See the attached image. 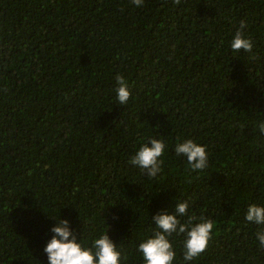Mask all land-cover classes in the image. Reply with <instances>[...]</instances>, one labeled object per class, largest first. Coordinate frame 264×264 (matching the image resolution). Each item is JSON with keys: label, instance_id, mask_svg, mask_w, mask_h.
<instances>
[{"label": "trees", "instance_id": "16d2710c", "mask_svg": "<svg viewBox=\"0 0 264 264\" xmlns=\"http://www.w3.org/2000/svg\"><path fill=\"white\" fill-rule=\"evenodd\" d=\"M241 20L255 58L231 49ZM262 122L264 0H0V264H48L58 217L86 243L108 224L143 264L152 217L189 197L216 223L191 264H264L245 221L264 205ZM149 137L167 145L153 179L129 163ZM189 138L208 148L199 174L174 151Z\"/></svg>", "mask_w": 264, "mask_h": 264}, {"label": "clouds", "instance_id": "9594fccd", "mask_svg": "<svg viewBox=\"0 0 264 264\" xmlns=\"http://www.w3.org/2000/svg\"><path fill=\"white\" fill-rule=\"evenodd\" d=\"M136 7H141L144 0H131ZM179 3L180 0H175ZM247 23L240 21L239 29L234 33L231 49L234 52L251 53L254 44L245 35ZM117 87L115 92L118 104L127 105L131 97L128 81L122 74L114 77ZM260 133L264 134V122L259 124ZM166 143L158 137H149L142 143L129 163L147 173L149 179L158 177L163 171ZM177 157L186 158L191 173L199 174L209 168V152L207 145H201L194 139H184L175 145ZM192 198L175 202L173 211L157 213L152 217L155 227H151L150 234L145 235L136 246L137 254L142 257L143 264H175L177 251L174 247L175 238L182 237L180 250L181 264H191L208 248L213 238L216 223L203 213L191 211ZM50 218V217H49ZM56 221L51 228L53 233L47 242L44 252L47 254L48 264H124L127 256L122 255V248L118 247L109 237L107 229L91 238L86 243L82 238L78 241L67 219L50 218ZM245 221L257 226L255 237L259 248L264 249V205L250 203L245 212Z\"/></svg>", "mask_w": 264, "mask_h": 264}]
</instances>
